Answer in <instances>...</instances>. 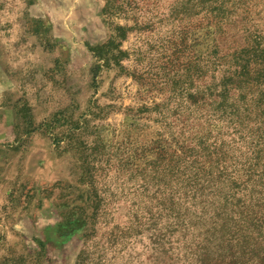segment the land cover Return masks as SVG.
<instances>
[{
    "label": "rangeland",
    "instance_id": "rangeland-1",
    "mask_svg": "<svg viewBox=\"0 0 264 264\" xmlns=\"http://www.w3.org/2000/svg\"><path fill=\"white\" fill-rule=\"evenodd\" d=\"M219 1L0 0V264H264V0Z\"/></svg>",
    "mask_w": 264,
    "mask_h": 264
},
{
    "label": "trees",
    "instance_id": "trees-1",
    "mask_svg": "<svg viewBox=\"0 0 264 264\" xmlns=\"http://www.w3.org/2000/svg\"><path fill=\"white\" fill-rule=\"evenodd\" d=\"M256 0H235V3H233V6L235 7V9L236 10H242V11H244V12H247V11H251V9L253 8V4H254V2H255ZM215 4H216V6H219L220 5V1L219 0H215ZM262 8H264V5L262 6ZM217 10H218V8H217ZM183 126H182V130H185L186 129V127L188 126V123L186 122V118L185 119H183ZM230 137H232V135H230ZM232 140H234V138L232 139ZM224 143H226V142H224ZM220 153H221V148H220ZM186 156V150L184 149V153L180 156L179 155V157H185ZM188 158H192V156L191 157H186V159H188ZM223 157L221 156V161L223 160L222 159ZM223 162V161H222ZM231 166H233V165H231L230 163H229V161L223 166V168L224 169H226V170H228V168L229 167H231ZM226 170H223V171H226ZM251 170H252V167H250L249 169H248V172H251ZM248 180V179H247ZM245 181V183H244V186L248 183V182H250L251 180H249V181ZM166 238L167 237H164L163 239H161L160 241H162V242H165L166 241ZM161 243V242H160Z\"/></svg>",
    "mask_w": 264,
    "mask_h": 264
}]
</instances>
